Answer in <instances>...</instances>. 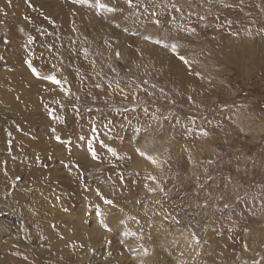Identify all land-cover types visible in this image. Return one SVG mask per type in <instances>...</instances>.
I'll use <instances>...</instances> for the list:
<instances>
[{
  "label": "rangeland",
  "instance_id": "obj_1",
  "mask_svg": "<svg viewBox=\"0 0 264 264\" xmlns=\"http://www.w3.org/2000/svg\"><path fill=\"white\" fill-rule=\"evenodd\" d=\"M0 264H264V0H0Z\"/></svg>",
  "mask_w": 264,
  "mask_h": 264
},
{
  "label": "snow or ice",
  "instance_id": "obj_2",
  "mask_svg": "<svg viewBox=\"0 0 264 264\" xmlns=\"http://www.w3.org/2000/svg\"><path fill=\"white\" fill-rule=\"evenodd\" d=\"M157 43H159V41H157ZM171 48H172L173 52L176 53L177 45H176V44H172V45H171ZM179 58H180L183 62H185V63L188 62L184 56H180ZM29 63H30V62H29ZM33 72L35 73V69H33ZM44 78L50 80V81H51L52 83H54V84H59V83H60V81L57 80L54 76H46V77H44ZM56 140H57V142H63L62 139H61V137H56ZM152 159H153V158H152ZM106 230H110V229H107V228H106Z\"/></svg>",
  "mask_w": 264,
  "mask_h": 264
}]
</instances>
